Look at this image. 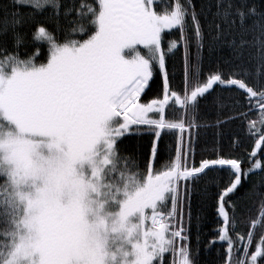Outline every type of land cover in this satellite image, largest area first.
<instances>
[{
  "label": "snow or ice",
  "instance_id": "1",
  "mask_svg": "<svg viewBox=\"0 0 264 264\" xmlns=\"http://www.w3.org/2000/svg\"><path fill=\"white\" fill-rule=\"evenodd\" d=\"M25 28L47 44L46 63L36 60L38 46L26 52ZM173 30L177 39L166 41ZM223 48L228 71L202 78L205 53ZM181 49L176 87L169 60ZM157 77L160 88L144 100ZM217 87L237 95L214 99L211 126L246 122L255 139L246 170L222 153L192 162L193 129L207 126L197 123L200 101ZM145 129L153 139L141 170L122 145ZM167 133L179 140L156 166ZM258 152L264 0L0 3V264H197L191 197L201 181L218 189L220 226L208 245H226L223 264H264V232L255 239L264 230ZM256 170L259 182L241 193ZM234 197L256 198L246 233Z\"/></svg>",
  "mask_w": 264,
  "mask_h": 264
},
{
  "label": "trees",
  "instance_id": "2",
  "mask_svg": "<svg viewBox=\"0 0 264 264\" xmlns=\"http://www.w3.org/2000/svg\"><path fill=\"white\" fill-rule=\"evenodd\" d=\"M5 0H0V3ZM159 9V5H157ZM24 31L27 33V47L26 52L31 54L34 50H39V55L36 57L37 62L46 63L48 51L47 44L44 42H33L32 33L28 28ZM179 33L173 30L166 36L167 40L177 39ZM11 47V45H9ZM24 50L22 49V52ZM229 57V50L227 48L220 49L211 56L207 53L204 55L202 63V78L206 77L210 72L215 71L217 67H220L223 71H228V66L224 64V60ZM183 50L176 51L175 55L169 60L170 71L175 72V79L172 81L176 87H182L183 82ZM161 81L157 77L156 83L152 85V90L148 92L144 100H148L155 96L156 92L160 88ZM237 93L224 90L217 87L207 99L200 101V107L198 109L197 123L202 126L199 129H193L194 136V162L199 164L202 158H215L217 153H222L225 157L240 158L243 163L242 167L246 170L251 166L249 160V154L255 146V139L250 138L247 132L246 122L242 124L239 120L230 122L222 129L213 127L217 114V106L214 104V99L218 96L234 97ZM251 119H257V115L250 114ZM151 134L145 129L138 133H132L126 136L123 140L122 148L126 150L128 154L134 155L137 163L141 166V170L148 157L149 145L152 142ZM179 140V133H167L162 136L160 141L161 157L156 162V166H160L164 158L169 154L170 150H174ZM174 154V151H173ZM253 159H260L264 164V156L257 153V156ZM218 178L226 179V173L220 172L214 174ZM260 180V170H256V174H250L248 180L244 181V188L241 189V193L245 189L251 187L252 184L258 183ZM206 189V190H205ZM218 189L206 181H201L195 185L192 197H191V213L193 217L191 226V247L196 255L197 264H223L225 256L226 245L217 242L214 245L209 246L208 241L215 238V230L220 226L218 213L216 210V193ZM239 195V194H238ZM237 204V213L240 218L245 220L244 224L239 225V231L246 233L248 230L247 219L250 216L257 214L258 204L255 203L256 198L248 200H240L238 197H234ZM197 218H199L197 220ZM262 229L256 230L255 239L258 240Z\"/></svg>",
  "mask_w": 264,
  "mask_h": 264
}]
</instances>
